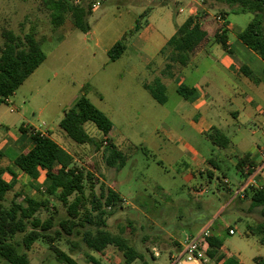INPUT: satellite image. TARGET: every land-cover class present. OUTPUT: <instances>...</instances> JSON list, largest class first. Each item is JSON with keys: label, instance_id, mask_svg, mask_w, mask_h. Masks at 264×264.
Instances as JSON below:
<instances>
[{"label": "rangeland", "instance_id": "obj_1", "mask_svg": "<svg viewBox=\"0 0 264 264\" xmlns=\"http://www.w3.org/2000/svg\"><path fill=\"white\" fill-rule=\"evenodd\" d=\"M69 1L94 9L88 18L94 36L75 29L68 14L62 25L53 26L46 0H0V49L4 31L19 36L31 33L45 55L44 62L11 96V104L0 105L1 129L17 134L22 125H28L54 134L60 131L59 122L64 111L75 99L85 95L110 116L113 130L119 132L117 146L126 157L120 170L107 167L104 160L107 145L101 143V133L90 122L84 125V129L99 144L98 149L94 145H77L68 139L72 144L69 150L78 160L76 167L90 178L103 177L123 199L121 207H116L106 218V230L111 235L124 239L148 264H170L167 255L177 253L178 246L186 238L200 231L193 229H203L210 217L215 224L212 229L208 228L209 234L220 239L229 256L239 258L242 264H254L255 258L264 259L261 236L247 230L248 226L255 227L262 222L260 213L252 211L242 215L234 210L248 207L246 201L242 204L236 201L239 198L234 197L236 189L245 181L237 174L234 165L238 157L248 153L257 165H261L253 178L264 188V164L259 156V150L264 147V115L254 112L256 102L244 104L253 114L250 118L242 115L239 124L227 116L231 124L224 128V134L236 146L233 158L221 159V148L204 141L211 151L200 152L215 160L219 169L212 171V177L204 172L201 177L188 180L181 165L188 163L186 151L164 139L177 128L170 114L173 109L171 100L167 105L153 103L151 99V106L139 103L133 97L134 82L121 66L125 59L114 63L103 52L122 32L134 26V21L139 19V11L164 0ZM165 1L170 16L177 20L185 18V14L176 13L183 6L171 0ZM139 20L144 25L145 18ZM127 56L134 60L135 54L129 50ZM138 79L147 77L141 74ZM100 96L104 100L102 104L98 103ZM241 105L231 110L242 114ZM229 108L224 104L221 113L226 116ZM188 114L192 112L188 111ZM181 127L184 131L187 129L185 123L179 122L178 129ZM100 187V183L93 189L86 185L84 194L87 201L85 209L80 210L81 216L91 210L90 196L99 194ZM13 197V191L6 195L7 200ZM73 199L74 196L69 198L70 201ZM52 213L57 227L58 219L66 216V210L54 198L50 200L49 211H40L37 216L44 220ZM228 226L235 227L233 236L226 234ZM16 239L19 240L20 236ZM53 246L76 264H93L89 257L98 264H124L122 253L114 247H107L103 254L90 252L82 244L80 236L63 235ZM52 248L38 241L29 251L23 252L29 264H60ZM156 252L157 257L153 255ZM0 264L6 263L0 260ZM132 264H142V261L136 259Z\"/></svg>", "mask_w": 264, "mask_h": 264}, {"label": "trees", "instance_id": "obj_2", "mask_svg": "<svg viewBox=\"0 0 264 264\" xmlns=\"http://www.w3.org/2000/svg\"><path fill=\"white\" fill-rule=\"evenodd\" d=\"M51 11V23L58 27L64 23L65 15L72 19V25L83 34L90 30L88 18L91 14L89 6L74 5L69 0H46ZM209 4H225L232 13H251L253 19L237 33L239 41L256 54L264 62V0H203ZM209 4V5H210ZM198 15L187 18L180 25L174 35L168 40L162 53L167 52L165 69L178 63L187 65L193 53L202 45L207 37L203 23L209 20L201 10ZM226 14L222 13L224 18ZM143 15L139 17L141 19ZM137 19L130 34L140 30L141 23ZM204 21V22H203ZM212 24V22H211ZM4 38L0 49V105L5 98H10L19 86L44 62L45 55L41 45L33 34L23 36L11 31L2 33ZM214 37L223 48H226V32L217 26ZM124 51L123 42H116L108 51L111 62L116 61ZM151 97L159 105L166 101L164 88L159 80L150 86H145ZM177 93L185 100H193L195 92L186 86H179ZM92 123L95 128L106 135L111 128L109 119L98 110L84 95L78 97L63 115L59 122L60 130L65 136L77 145H94L100 147L84 129L86 123ZM20 132L27 135L32 148L17 155L12 161L11 168L0 170V260L6 264H29L23 251H29L38 241L53 247L56 260L60 264H76L67 254L54 247L55 241L63 235L80 236L82 244L90 252L103 254L109 246L122 253L124 264H132L140 259L142 264H148L143 256L134 253L126 241L118 236L111 235L107 230L106 218L113 214L116 207H121L123 200L118 193L110 188H102L99 196L93 195L90 200L91 210L81 216L80 210L85 209V180L86 175L74 165V158L58 146L48 136L42 135L32 128H20ZM207 137L212 143L224 148L228 139L217 129H212ZM105 147V164L116 171L125 164V158L109 140ZM247 163L256 165L249 154L244 155L237 163V168L242 169ZM29 177H36L38 171H43L45 178L42 184L40 199L24 198L19 203L15 202L16 195L7 200L6 195L12 192L14 182H6L2 174L7 172L12 178L14 170ZM74 196L72 201L69 200ZM244 196L250 198L248 209L259 208L262 222L255 227L248 228L249 233L261 236L260 243H264V190L247 188ZM54 198L65 208L66 216L59 218L57 227L54 224V213L46 219L37 216L40 211H49L50 200ZM109 209V212L107 211ZM51 231L53 233L51 234ZM17 236L20 239L17 240ZM208 245L206 257L214 263L223 259L220 253L221 241L213 234L206 238ZM180 250V249H179ZM90 262H98L89 257ZM255 264H264V259L255 258ZM222 264H237L233 259H227Z\"/></svg>", "mask_w": 264, "mask_h": 264}, {"label": "crops", "instance_id": "obj_3", "mask_svg": "<svg viewBox=\"0 0 264 264\" xmlns=\"http://www.w3.org/2000/svg\"><path fill=\"white\" fill-rule=\"evenodd\" d=\"M171 1L183 6H178L179 8L176 13L185 14L184 19L177 20V18H173L172 15L170 16V12H168L166 8L167 1L164 0L161 3H153L154 5L152 7L139 11L138 16L140 17L143 15L145 21L144 25H141L140 30L137 33L130 34V31L134 26L129 28L128 30L122 32L109 47L103 49V52L108 56L109 49L116 42L121 41L125 44L123 53L116 61H114V63L125 59V63H121V66L123 67V71H126L127 77H130L134 82L133 97L139 103L146 106H151L152 101L153 103H156L145 86H150L155 80L160 81L164 88V95L166 99L163 105H167L171 100L173 109L170 114L174 124L177 125V128L174 131L171 130L172 134L166 135V138H164L165 141L175 147L179 146L182 150L184 149L186 151V159L188 160V163L183 162L181 165L188 180H195L196 176L201 177L204 172L212 177V171L219 169V165L215 160L205 157L204 154L200 152L201 150L211 151L209 146L205 144L204 141L214 145L207 137V134H209L212 129H217L225 135L224 128L231 124L229 123L231 120L229 121L227 116L233 119V121L237 124H239V119L244 115L245 118H250L253 112L250 108L247 109L244 107L245 103L252 104L256 102L255 105L257 107L254 112L258 115H264V62L256 54L244 46L237 38V33L242 31L253 19V15L251 13H232L225 4H210V2H208L210 4L209 5L204 3L203 0ZM93 10L94 9L91 10V13H93ZM198 10H201L209 17V20L203 23V28L207 32L205 41L193 53L191 60L187 65L181 66L178 63H174L171 65V69L167 71L165 69V64L168 53H162V50L166 46L168 40L174 35L176 29L182 25L187 18L197 16L199 13ZM222 13L226 14L224 18L221 16ZM218 16L221 17V22L216 20ZM217 26L222 27V30H225L226 32V48H223L219 43H217L214 37ZM89 27L90 30L88 35L94 36L93 27L90 24ZM95 45H97V43ZM129 50L134 52V60L127 56ZM141 74L145 75L147 79H138ZM179 86H186L187 88L193 90L195 92L194 99L185 100L181 97L177 93ZM103 101L104 100L100 96L98 103L102 104ZM92 104L98 110L100 109V107L96 106L94 103ZM224 104H228L230 106L226 116L221 113ZM240 105L242 108V114H240L238 110H231L232 107ZM188 111L192 112V114L189 115ZM101 112L108 119H110L108 113L103 112L102 110ZM179 122L187 125V129L185 131L182 127L178 129ZM43 126L44 124L41 125V127ZM262 126L264 127V122L262 123ZM21 128L28 129L29 126L22 125ZM31 128L38 131L42 135L48 136L58 146L71 154L74 158V165L77 166L76 163L78 160L75 154L69 150V147L72 146V144H70L68 138L61 130L56 131L53 134L47 130H39L34 127ZM118 134V131L116 132L113 130V125L111 123V128L108 133L106 135L101 134L100 138L102 140H109L110 143L117 148V151H119L123 157L126 158L117 146L116 140ZM234 134L236 135V132H234ZM226 138L228 139V143L224 148H221L222 156L220 158L228 160L229 158H233L234 147L236 146L228 137ZM31 148L32 145L28 141L27 135L21 133L20 129L17 134L9 133L7 130L3 131L0 125V170L11 168L12 161L16 158V156ZM246 154L248 153H244L242 156L238 157L236 163L234 164L237 174L242 178L244 177L243 172L242 169L237 168V163ZM251 160L254 161L252 157ZM13 170L15 173L14 178H12L7 172L2 174V178L8 183L14 182L12 191L14 192V196L16 195L15 202L19 203L24 200V198L40 199L42 184L45 178L44 172L38 171L36 177H29L16 169ZM87 178L84 182L85 187L86 185H89L90 188L93 189L95 184L100 183L101 187L99 194L102 188H110L118 193V191L114 190L110 183L105 181L103 177L101 179L99 177L90 178L87 176ZM237 183L239 185L240 181ZM251 188L264 190V188L259 186L257 182H255L254 186ZM230 192L231 190L227 189V193L231 194ZM91 194L93 193H90V195ZM99 194L96 196H99ZM118 195L120 196L119 193ZM90 198L92 200L93 195H91ZM120 198L122 199L121 196ZM236 201L242 204L246 201L249 207L250 198L247 196H244L243 199H238ZM248 207L246 209L238 207L234 210L242 215L245 213H251L252 211L258 213L260 211L259 208L250 211ZM214 224L215 221L211 220L209 217L204 224V228L212 229ZM228 227V229L233 228L235 230V227ZM249 227L250 226L247 228ZM193 230H202V228ZM228 231H226L227 235ZM178 249H181V246H178ZM162 253L165 255L164 251H162ZM220 253L223 254L224 257L222 261L216 264H222L227 259H233L237 262V264H242L239 258L229 256L225 252L223 244L220 247ZM153 255L157 257L158 253L156 252ZM167 256L169 259L170 256ZM167 256L165 255L164 257ZM208 262L213 261H210L207 258V261L204 264Z\"/></svg>", "mask_w": 264, "mask_h": 264}, {"label": "built area", "instance_id": "obj_4", "mask_svg": "<svg viewBox=\"0 0 264 264\" xmlns=\"http://www.w3.org/2000/svg\"><path fill=\"white\" fill-rule=\"evenodd\" d=\"M218 22H221V17L218 16L216 18ZM4 104H11L10 98L4 99ZM12 112L13 110L10 109ZM103 145H107L106 142H103ZM259 156L264 164V147L259 150ZM256 163V162H255ZM261 169V165H251L247 163L242 168L244 182L236 189L235 198L243 199L244 191L247 188L254 186V176ZM235 234V230L233 228L229 229L228 235L233 236ZM209 229L204 228L192 235L189 238H186L183 243H181V249L177 253L171 255L169 257L170 264H203L207 261V257L205 252L207 250L206 238L209 236Z\"/></svg>", "mask_w": 264, "mask_h": 264}, {"label": "water", "instance_id": "obj_5", "mask_svg": "<svg viewBox=\"0 0 264 264\" xmlns=\"http://www.w3.org/2000/svg\"><path fill=\"white\" fill-rule=\"evenodd\" d=\"M186 264H189V263H186Z\"/></svg>", "mask_w": 264, "mask_h": 264}]
</instances>
